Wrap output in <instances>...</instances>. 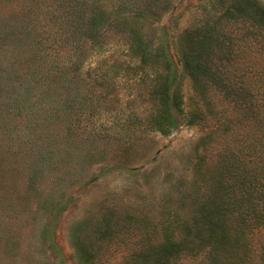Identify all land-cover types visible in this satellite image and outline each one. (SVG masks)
<instances>
[{"label": "rangeland", "instance_id": "374dc122", "mask_svg": "<svg viewBox=\"0 0 264 264\" xmlns=\"http://www.w3.org/2000/svg\"><path fill=\"white\" fill-rule=\"evenodd\" d=\"M233 1L171 0L158 23L156 40L168 52L188 106L193 104L192 88L177 39L186 28L215 21L232 41L227 53L232 72L249 78L264 108V28L225 22L220 15ZM84 52L83 89L92 96L81 109L85 133L54 139L44 153L46 159L50 156L48 166L38 160L37 168H28L35 148L24 130L0 135V264H121L127 254L153 241L152 233L149 238L142 233L177 208L182 192L198 188L200 202L207 199L205 188L219 196L230 182L226 166L243 137L255 144L253 152L264 164V122L243 129L233 102L217 91L210 93L215 116L206 124H182L169 134L136 131L135 117L145 114L147 95L132 75L134 62L123 41L110 34L102 48ZM94 79L104 83V102L94 101L99 92L91 87ZM215 127L221 136L210 133ZM112 130L127 141L107 138ZM240 153L243 160L248 157ZM247 169L237 167L235 177ZM131 214L133 224L127 221ZM263 235L261 231L256 239ZM80 249L95 254L85 259Z\"/></svg>", "mask_w": 264, "mask_h": 264}, {"label": "trees", "instance_id": "16d2710c", "mask_svg": "<svg viewBox=\"0 0 264 264\" xmlns=\"http://www.w3.org/2000/svg\"><path fill=\"white\" fill-rule=\"evenodd\" d=\"M170 2H0V135L24 130L26 138L33 140L34 161L28 168H37L38 160L48 166L50 156L46 159L44 153L54 139L85 133L81 109L92 96L87 97L83 89L84 50L102 48L110 34L123 41L129 61L134 62L132 75L138 76L147 95V106L142 109L145 114L135 117L140 127L136 131L169 134L182 124H206L215 116L209 98L215 91L233 102L243 129L248 126L251 130L249 126L256 121L264 122V108L256 101L257 92L249 78L231 70L233 59L227 53L232 51V41L215 21L186 28L178 36L179 60L192 88L193 104L187 105L168 52L163 42L156 40L158 23ZM220 16L225 22L264 28V3L234 0ZM125 65L120 69L124 71ZM91 87L99 89L94 101L104 102L102 80L94 79ZM110 133L105 136L127 141L117 136V130ZM210 133L222 135L217 127ZM246 140L243 137L237 144L235 159L226 166L230 182L219 196L205 188L207 199L200 202L198 188L182 192L177 208L142 233L143 238L152 233L153 241L127 254L121 264H185L195 260L196 264H264V237L256 239V234L264 232V170L260 169L264 164L258 163L253 152L255 144ZM238 153L248 157L243 160ZM237 167L250 169L238 178ZM129 218L132 224L136 220L133 214ZM79 251L85 259L95 254Z\"/></svg>", "mask_w": 264, "mask_h": 264}]
</instances>
